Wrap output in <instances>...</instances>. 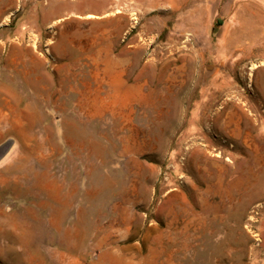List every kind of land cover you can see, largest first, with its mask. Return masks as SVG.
Wrapping results in <instances>:
<instances>
[{"label":"rangeland","instance_id":"374dc122","mask_svg":"<svg viewBox=\"0 0 264 264\" xmlns=\"http://www.w3.org/2000/svg\"><path fill=\"white\" fill-rule=\"evenodd\" d=\"M0 264H264V0H0Z\"/></svg>","mask_w":264,"mask_h":264},{"label":"water","instance_id":"95a60500","mask_svg":"<svg viewBox=\"0 0 264 264\" xmlns=\"http://www.w3.org/2000/svg\"><path fill=\"white\" fill-rule=\"evenodd\" d=\"M211 70H212V69L207 68V70H206V74L210 73Z\"/></svg>","mask_w":264,"mask_h":264}]
</instances>
